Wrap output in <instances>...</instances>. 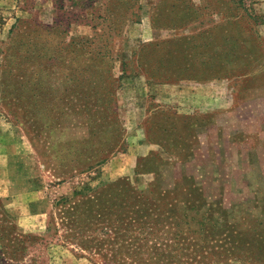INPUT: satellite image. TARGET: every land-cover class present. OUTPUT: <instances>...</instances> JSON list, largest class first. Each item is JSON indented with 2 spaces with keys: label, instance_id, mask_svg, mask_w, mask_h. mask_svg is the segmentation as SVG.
Instances as JSON below:
<instances>
[{
  "label": "rangeland",
  "instance_id": "374dc122",
  "mask_svg": "<svg viewBox=\"0 0 264 264\" xmlns=\"http://www.w3.org/2000/svg\"><path fill=\"white\" fill-rule=\"evenodd\" d=\"M0 264H264V0H0Z\"/></svg>",
  "mask_w": 264,
  "mask_h": 264
},
{
  "label": "trees",
  "instance_id": "16d2710c",
  "mask_svg": "<svg viewBox=\"0 0 264 264\" xmlns=\"http://www.w3.org/2000/svg\"><path fill=\"white\" fill-rule=\"evenodd\" d=\"M247 15L249 16V19H252V17H254L253 15L250 14V12L247 13ZM212 29L213 28H208L205 31H210ZM251 31H252V34L254 35V39L257 40V38H258L257 35L255 34V32L253 30H251ZM234 44L239 45V41H234ZM105 53H107V51H104V52L99 53L100 56H101L99 58V61H101V62L104 61L105 62ZM229 56H230V53L226 54V58L227 59H228ZM224 58H225V55H224ZM226 58L224 59V62H223V65L224 66L226 65V62H227L226 61ZM66 78H68V80L71 79L69 77H66ZM68 89H69L68 87L63 86V89H62L61 93H59V95L56 96V101L62 100L61 105L57 107L58 112H59V115H63V113H65L66 111H68L70 109L69 108L70 107L69 102H64V100L67 99V96L70 95V90H68ZM41 94H42L41 100L42 101H45L46 100L45 94L43 92H41ZM88 94H93V92H88ZM87 95H84V96H87ZM80 110L86 112L87 111V108H86L85 105H81ZM89 138H90V135L88 136V132H86V136L72 137V138H69L68 140L69 141H72V142H78L80 144L81 142H83L84 140L89 139ZM156 144H158V145L161 146L160 141H156ZM175 153H177V152H175ZM150 155H155V153L150 152L147 157H149ZM102 160H103V157L95 160L92 163V165L98 164ZM72 161L74 163H76L77 161H79V155H77L76 157H74ZM60 164H61V161H58L57 162V165H60ZM89 167H91V164L85 166V169L86 168H89ZM61 168H67V166H65L63 164L61 166ZM70 170H71V168L69 170L67 169V171L66 170H64V171L63 170H60L59 173L61 175L62 174L65 175V174H68ZM114 183L115 182H110V183L106 184V186L101 187L99 190L95 191L90 196H84V198H83V200L81 202V206H74V203H72V204L68 203L69 202L68 199H65V198L62 199L60 201L61 203H59V204H62L63 205L62 210H60V212L61 213H64V215H65V217H63V219L66 220L68 224L73 225L72 223H75L76 224L77 220H80L82 218L88 217L89 215L93 214V212L96 211V210L97 211H102V210L106 209V206L107 207L109 206V203H107V201L110 198L105 197V195L103 197H101L100 192H102L103 190H105L108 187L109 188H112V186L114 185ZM164 190L159 189L158 191H154L153 192L154 194L152 195L153 199L150 200V201H149V199L147 197H145L143 199H141V198L138 199L139 203H141L139 206L143 207V215H145L147 218L150 219V216H153V215H160V216L161 215L162 216L167 215L166 218H168V217H176L174 214H172L173 211L176 208H179L180 210H181V208L184 209L183 212L180 211V217H184L186 215V211H189V210H192L193 209V207H194L193 205H190V206H187V207L186 206H183L185 204L182 201H180L177 204V202L174 201L173 197H171L172 196L171 193L168 192V191H166V190H165V192H166L165 193ZM135 192H137V191H135ZM136 194L137 193H134L132 191H130L128 193V195L131 196L130 198L135 197ZM138 196H140V195H138ZM143 197H144V195H143ZM132 199H134V198H132ZM57 204H58V202H57ZM149 204H151V205L154 206V209L153 210H151V207H148ZM127 206H128V204H127ZM161 209H163V210L162 211H159ZM154 211H159V212H154ZM152 223L153 222L150 221L148 224H152ZM77 226L79 228H77ZM77 226H76L75 230L72 229L73 231L70 232V234H69L70 237L75 236V234L78 231H80L79 229L83 230V227L81 228L80 224H78Z\"/></svg>",
  "mask_w": 264,
  "mask_h": 264
},
{
  "label": "crops",
  "instance_id": "0c3cea01",
  "mask_svg": "<svg viewBox=\"0 0 264 264\" xmlns=\"http://www.w3.org/2000/svg\"><path fill=\"white\" fill-rule=\"evenodd\" d=\"M141 151H143V149H141ZM129 157V156H128Z\"/></svg>",
  "mask_w": 264,
  "mask_h": 264
}]
</instances>
